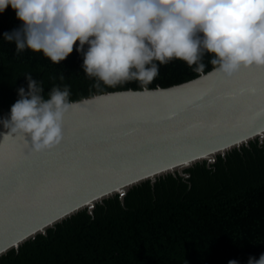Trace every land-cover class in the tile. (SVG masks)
<instances>
[{
    "label": "water",
    "instance_id": "1",
    "mask_svg": "<svg viewBox=\"0 0 264 264\" xmlns=\"http://www.w3.org/2000/svg\"><path fill=\"white\" fill-rule=\"evenodd\" d=\"M214 69V68H213ZM171 86L128 88L72 100L64 136L35 150L0 123V258L38 234L134 186L189 177L252 140L264 142V67L214 71ZM8 117V116H5Z\"/></svg>",
    "mask_w": 264,
    "mask_h": 264
},
{
    "label": "trees",
    "instance_id": "2",
    "mask_svg": "<svg viewBox=\"0 0 264 264\" xmlns=\"http://www.w3.org/2000/svg\"><path fill=\"white\" fill-rule=\"evenodd\" d=\"M21 23L11 6L0 13V118L10 117L29 73L45 99L53 87L67 86L70 101L110 90L167 87L200 75L185 61L172 60L160 65L147 85L133 80L96 88L76 50L60 63L42 51L18 54L3 34ZM211 58L204 55V72L214 68ZM185 172L190 176L170 173L154 184L134 186L124 203L119 194L107 198L94 214L84 209L11 249L0 264H248L250 257L259 259L264 254V142L257 138Z\"/></svg>",
    "mask_w": 264,
    "mask_h": 264
},
{
    "label": "clouds",
    "instance_id": "3",
    "mask_svg": "<svg viewBox=\"0 0 264 264\" xmlns=\"http://www.w3.org/2000/svg\"><path fill=\"white\" fill-rule=\"evenodd\" d=\"M9 6L22 23L3 38L18 54L42 51L60 63L76 50L96 88L147 85L172 60L203 74L205 54L227 77L264 67V0H0V13ZM25 77L27 89L19 87L10 117L0 118L9 130L4 136L23 135L35 150L51 149L64 136L70 90L53 87L45 99L37 80ZM248 264H264V254Z\"/></svg>",
    "mask_w": 264,
    "mask_h": 264
}]
</instances>
